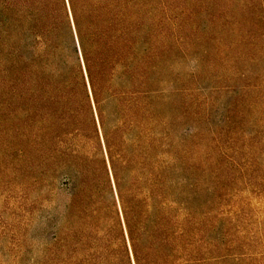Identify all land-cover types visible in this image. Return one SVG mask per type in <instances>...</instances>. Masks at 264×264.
<instances>
[{
    "label": "trees",
    "instance_id": "obj_1",
    "mask_svg": "<svg viewBox=\"0 0 264 264\" xmlns=\"http://www.w3.org/2000/svg\"><path fill=\"white\" fill-rule=\"evenodd\" d=\"M140 0H0V98L55 264H211ZM225 246V247H224Z\"/></svg>",
    "mask_w": 264,
    "mask_h": 264
},
{
    "label": "rangeland",
    "instance_id": "obj_2",
    "mask_svg": "<svg viewBox=\"0 0 264 264\" xmlns=\"http://www.w3.org/2000/svg\"><path fill=\"white\" fill-rule=\"evenodd\" d=\"M140 1L172 161L185 171L194 212L232 250L211 264H264V0ZM16 154L0 98V264H55L44 193Z\"/></svg>",
    "mask_w": 264,
    "mask_h": 264
}]
</instances>
